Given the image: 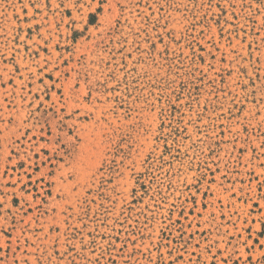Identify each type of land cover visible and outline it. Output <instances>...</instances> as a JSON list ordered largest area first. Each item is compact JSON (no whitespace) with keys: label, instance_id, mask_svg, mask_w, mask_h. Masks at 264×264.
<instances>
[{"label":"rangeland","instance_id":"obj_1","mask_svg":"<svg viewBox=\"0 0 264 264\" xmlns=\"http://www.w3.org/2000/svg\"><path fill=\"white\" fill-rule=\"evenodd\" d=\"M0 264H264V0H0Z\"/></svg>","mask_w":264,"mask_h":264}]
</instances>
